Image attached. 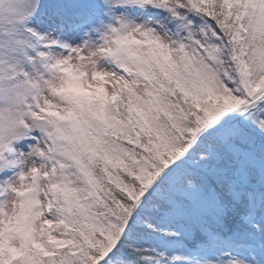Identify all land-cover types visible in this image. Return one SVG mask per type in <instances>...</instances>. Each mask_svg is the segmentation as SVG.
<instances>
[{
	"label": "snow or ice",
	"instance_id": "obj_1",
	"mask_svg": "<svg viewBox=\"0 0 264 264\" xmlns=\"http://www.w3.org/2000/svg\"><path fill=\"white\" fill-rule=\"evenodd\" d=\"M0 264H264V0H0Z\"/></svg>",
	"mask_w": 264,
	"mask_h": 264
}]
</instances>
